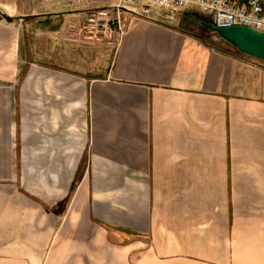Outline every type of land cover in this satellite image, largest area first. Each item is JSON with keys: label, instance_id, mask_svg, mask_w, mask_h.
I'll use <instances>...</instances> for the list:
<instances>
[{"label": "crops", "instance_id": "obj_1", "mask_svg": "<svg viewBox=\"0 0 264 264\" xmlns=\"http://www.w3.org/2000/svg\"><path fill=\"white\" fill-rule=\"evenodd\" d=\"M75 5L35 0L0 74V264H264V61L198 35L189 9L128 18L110 46Z\"/></svg>", "mask_w": 264, "mask_h": 264}, {"label": "built area", "instance_id": "obj_2", "mask_svg": "<svg viewBox=\"0 0 264 264\" xmlns=\"http://www.w3.org/2000/svg\"><path fill=\"white\" fill-rule=\"evenodd\" d=\"M190 8L210 17L215 27L239 25L264 33V0H116L111 7L89 11L81 29L93 40L116 47L128 18L176 24Z\"/></svg>", "mask_w": 264, "mask_h": 264}, {"label": "rangeland", "instance_id": "obj_3", "mask_svg": "<svg viewBox=\"0 0 264 264\" xmlns=\"http://www.w3.org/2000/svg\"><path fill=\"white\" fill-rule=\"evenodd\" d=\"M67 1L70 3L73 2L74 4H76L74 7L77 6V7L81 8L82 11L85 12V16L87 15V13L89 11H91L93 9L108 8V6H110V5H108L109 0H103L102 4L98 7H91L88 5L84 6L83 5V3L85 2L84 0H67ZM86 2H88V0H86ZM34 4H35V0H0V36H3V38H4L2 40V42L4 44L2 46H1V41H0V70H2V71H0V74H3V72H4L7 79L12 78L11 75H13V69H14L13 65H14L15 61L13 60V48L12 47H13V44L15 41V34H16V36H18V39H19V36H21L22 34L24 35V33L26 31V27L28 26V19H27L28 17L27 16L29 14H31L32 12H34L35 10L41 9V6L35 8ZM64 8H65V6H62L61 2H60V4L58 5V7L56 9L57 10H63ZM44 9L45 8H42L41 10H44ZM189 12H190L189 17L192 20V22L194 23V25H195L197 19H200V20L205 19V21L211 20L210 17H208L206 15H201L200 13H198V10H196L195 8H190ZM82 19H84V18H81L79 23H81ZM81 24H83V22ZM196 26L198 27L197 34L204 37L209 42H211L213 44H220L221 43V44L233 47L231 44H229L224 39H222L217 33L215 34L211 31H209L207 28H205L199 22L196 24ZM79 27H81V25ZM27 30H29V29H27ZM25 39H26L25 36H23V42H25ZM21 40H22V36H21ZM3 47L5 48V51H3V49H4ZM3 57H4V62L2 61ZM17 61L18 60L16 59V62ZM3 63L5 64V66L3 65ZM29 65L33 66L35 64L31 61V58L29 59V57L27 56L24 60L23 67H22V72H21L22 77H26L27 74L29 73V70H30ZM41 65H46V64H41ZM37 69H39L40 72L50 73L49 76L43 75V76H41V78H44L43 80H45V78H50L54 83L58 84L57 86L53 87L54 88L53 91L55 93L58 92L59 94H62L63 97H65V99L68 98L69 95L72 96L73 94L76 95V93H78V91L76 89H74L70 93L67 92L68 86L63 87V85L59 82L58 78L60 76H62V72L49 71L43 67H41V68L39 67ZM19 76H20V74H19ZM19 76H17L18 79H19ZM8 87H10V86H7V88ZM0 90L2 91V93H3V91L5 93V90H7V89L0 86ZM60 105L65 106V105H67V102L60 103ZM69 105H70V108L68 110L69 116L62 121H63L65 126L70 125L71 130L74 131L76 134H79L77 132L78 130L80 133H82L83 119L85 117V108L82 105L79 106L77 104H72V102H70ZM79 135H81V134H79ZM82 138H83V135L80 136V143L82 142Z\"/></svg>", "mask_w": 264, "mask_h": 264}, {"label": "water", "instance_id": "obj_4", "mask_svg": "<svg viewBox=\"0 0 264 264\" xmlns=\"http://www.w3.org/2000/svg\"><path fill=\"white\" fill-rule=\"evenodd\" d=\"M211 32L217 33L242 54L264 61V33L245 26L215 27L205 20H200Z\"/></svg>", "mask_w": 264, "mask_h": 264}, {"label": "trees", "instance_id": "obj_5", "mask_svg": "<svg viewBox=\"0 0 264 264\" xmlns=\"http://www.w3.org/2000/svg\"><path fill=\"white\" fill-rule=\"evenodd\" d=\"M206 21L209 22L210 24H212V20H206ZM198 22L200 23V19H197V20H196L195 26H196V24H197ZM192 24H194V23H192ZM213 33H215V32H213ZM215 34H216V33H215ZM233 47H234V46H233ZM234 48H235V47H234ZM235 49H236V48H235Z\"/></svg>", "mask_w": 264, "mask_h": 264}]
</instances>
